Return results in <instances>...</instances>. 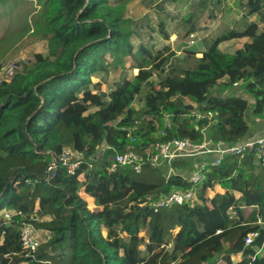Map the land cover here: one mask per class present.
I'll return each instance as SVG.
<instances>
[{
	"label": "trees",
	"instance_id": "obj_1",
	"mask_svg": "<svg viewBox=\"0 0 264 264\" xmlns=\"http://www.w3.org/2000/svg\"><path fill=\"white\" fill-rule=\"evenodd\" d=\"M40 2L34 27L48 41V52L0 75V212L16 211L0 218V264H218L220 258L264 264V224L258 222L264 223V153L259 161L256 149L226 156L205 170L199 202L157 210L149 201L189 187L186 174L167 176L151 163L140 172L131 166L109 171L132 136L141 153L173 138L234 144L250 132L248 115L264 120V3L247 0V14H257L259 22L218 35L194 66L183 67L169 62L168 48L153 52L143 43L134 51L126 3ZM196 30L191 25L187 33ZM243 37L250 40L234 53L220 49L222 42ZM127 61L137 74L108 94L92 89L95 73ZM166 68V78L150 81ZM235 83L253 106L244 96L223 94ZM142 93L145 104L137 109L133 103ZM68 148L82 155L73 174L61 158ZM53 158L57 171L48 179ZM172 167L189 172L193 162L180 159ZM215 185L226 192L210 197ZM85 194L101 209L92 210ZM244 207H253L247 218ZM28 222L52 233L35 256L21 241ZM252 232L258 235L246 244ZM239 253L242 259L233 261Z\"/></svg>",
	"mask_w": 264,
	"mask_h": 264
},
{
	"label": "rangeland",
	"instance_id": "obj_2",
	"mask_svg": "<svg viewBox=\"0 0 264 264\" xmlns=\"http://www.w3.org/2000/svg\"><path fill=\"white\" fill-rule=\"evenodd\" d=\"M119 2L126 3L124 15L132 32L134 51L143 43L153 52L168 48V53H173L169 62L173 65L180 63L183 67L194 66L196 59L202 56V51L218 35L230 29L243 30L249 22H259L257 14H247L244 7L247 0H111L110 4L116 5ZM261 2L264 3V0ZM41 8L40 0H0L1 76L12 71L11 67L16 63L32 61L35 53L48 52V41L41 30L34 27V19ZM191 25L197 29L194 36L187 33ZM259 27L264 29V23L259 22ZM163 31L169 34L168 38ZM192 40L195 41L193 45L185 46ZM244 41V38L227 40L220 44V49L234 53L244 45ZM193 51L197 53L192 57L189 53ZM130 64V61L125 65L112 63L106 70L98 71L92 76V89L95 92L110 93L123 78L133 77L135 70L129 68ZM168 74L167 68L166 71H156L150 81L158 83ZM144 89L149 90V85H145ZM223 94L237 92L230 89ZM144 104L142 93L137 96L133 107L143 109ZM213 188L208 189V194ZM88 204L92 203L88 201ZM4 211L0 212V218H4ZM258 222L264 224L260 219ZM147 234L148 231L141 233ZM40 235L46 241L52 233L42 230Z\"/></svg>",
	"mask_w": 264,
	"mask_h": 264
},
{
	"label": "built area",
	"instance_id": "obj_3",
	"mask_svg": "<svg viewBox=\"0 0 264 264\" xmlns=\"http://www.w3.org/2000/svg\"><path fill=\"white\" fill-rule=\"evenodd\" d=\"M194 36V33L192 35ZM195 43L192 40L188 45ZM15 65H12L13 70ZM9 78V77H8ZM8 80V79H7ZM240 83H235L234 86H239ZM198 118L203 117L201 114H197ZM214 116L213 112L208 113V117L211 119ZM136 137L132 136L131 142L127 145L126 149L122 152L116 151L112 162L109 166V171L114 172L119 167L131 166L137 172H140L144 165L154 164L166 169V175L176 173V169L172 167V164L176 160L190 159L203 154H214L213 160L204 161L202 163H196L194 168L186 177L190 186L184 189H173L169 193L162 195L155 201H149V204L157 210L161 207H170L172 205H182L197 203V190L200 188L206 178L205 170L210 165H217L228 155H240L243 156L246 151L256 149V160L259 161L264 153V137L257 139H248L244 142H238L229 144L225 141H219L217 143L212 142L209 139L203 140L201 143H196L190 138H173L168 141H158L150 149H146L141 153L136 149L134 142ZM106 148H112L106 145ZM82 155L78 152L72 151L70 148L64 150L61 155L62 161L69 168V173H75L76 169L81 163ZM164 166V167H163ZM57 161L53 158V162L48 167V179H51L56 175ZM14 212L10 210L4 211V216L10 218ZM41 229H39L35 223H24L21 227V241L24 249L28 252V255L35 256L43 239L40 235ZM258 232H252L245 238L246 244L253 242Z\"/></svg>",
	"mask_w": 264,
	"mask_h": 264
},
{
	"label": "crops",
	"instance_id": "obj_4",
	"mask_svg": "<svg viewBox=\"0 0 264 264\" xmlns=\"http://www.w3.org/2000/svg\"><path fill=\"white\" fill-rule=\"evenodd\" d=\"M243 38L245 40L244 41V44L247 41L250 40V38H248V37H243ZM235 39H237V38H235ZM239 39H241V38H239ZM242 47H240V48H242ZM133 69L135 70V74H137L138 71H139V69L138 68H133ZM136 70H138V71L136 72ZM232 89L234 90V92H237L238 95L246 97L249 100L250 105L253 106L254 99L251 96H249L242 88H240V85L239 86H235ZM247 120L249 122V125H250V128L251 129H250L249 134L247 136H245L240 142H244V141H246L248 139H257V138L264 137V120H261L259 118H254L253 116H250V115H248ZM214 158H215V155L214 154H203V155H199V156L190 158L188 160H191L193 162V168H194V165L196 163H202L204 161L213 160ZM193 168L189 172H187V170H185V169L176 170V173L178 171L180 174H186L187 176H189L188 174H191ZM166 169H165V171H166ZM213 187H214L213 190L210 192V194H208L210 197H213L217 192H219V193L226 192V189H224L220 185H215ZM200 188H198V190H197V202L200 201L199 198H198V193H199ZM233 193L236 195L237 198H239L241 196V193L238 192V191H234ZM85 197L88 198V201L90 203H92V204L89 205L92 210H99V209H101L100 206H98L97 204H95L93 197H91L89 195H86V194H85ZM252 211H253V207H244L243 208L244 217L247 218L252 213ZM233 214H235V212H233ZM0 243H2V239L0 240ZM242 257H243L242 253L236 254L233 257V261L238 262V261H240L242 259ZM218 264H226V262L223 260V258H220L218 260Z\"/></svg>",
	"mask_w": 264,
	"mask_h": 264
},
{
	"label": "water",
	"instance_id": "obj_5",
	"mask_svg": "<svg viewBox=\"0 0 264 264\" xmlns=\"http://www.w3.org/2000/svg\"><path fill=\"white\" fill-rule=\"evenodd\" d=\"M11 212H14V213H16V211L15 210H10Z\"/></svg>",
	"mask_w": 264,
	"mask_h": 264
}]
</instances>
